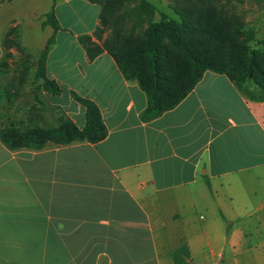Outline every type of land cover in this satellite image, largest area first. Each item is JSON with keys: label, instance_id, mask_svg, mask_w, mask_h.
<instances>
[{"label": "crops", "instance_id": "obj_1", "mask_svg": "<svg viewBox=\"0 0 264 264\" xmlns=\"http://www.w3.org/2000/svg\"><path fill=\"white\" fill-rule=\"evenodd\" d=\"M36 10H54L62 30L42 27ZM100 10L88 0H0V61L12 29L50 28L46 76L61 94L44 89V99L82 128L86 109L72 93L87 98L107 128L96 144L40 149L12 150L0 137V264L260 263L264 100L207 71L176 108L142 120L146 93L106 51L89 62L79 43L94 39ZM38 110L39 120L26 108L17 127H51L48 108Z\"/></svg>", "mask_w": 264, "mask_h": 264}, {"label": "rangeland", "instance_id": "obj_2", "mask_svg": "<svg viewBox=\"0 0 264 264\" xmlns=\"http://www.w3.org/2000/svg\"><path fill=\"white\" fill-rule=\"evenodd\" d=\"M99 1L103 10H100L102 14L100 13L99 27L103 31L97 37L93 35L92 40L97 44L107 42L111 46L121 45L123 49L145 46L147 31L153 23L160 20L162 12L168 15L175 31L188 35L203 55L219 60H229L232 57L238 74L243 72L251 56L264 69V0ZM142 2L151 4L156 12L147 14L141 11L143 9H139V5ZM47 11L49 10H36L35 13L38 16L37 13ZM27 13L28 11L25 12V19ZM183 14L186 16H182ZM44 19L35 17L40 23ZM36 21L31 20L29 29L24 33L22 29H12L3 38V56L0 61V129L18 126L16 118L24 117L26 108L30 109L32 105L37 120L42 115L38 108H42V104L48 108L51 127L59 125L63 117L71 120L62 115V111L59 113L56 105L44 99L42 80H35L38 59L44 51H49L46 41L52 35L50 28L42 29ZM186 21L190 23L185 25ZM198 24L208 26L214 32L213 37L197 32ZM167 43L169 45L168 41ZM31 87L34 95L30 93ZM261 263L264 264V260L252 264Z\"/></svg>", "mask_w": 264, "mask_h": 264}, {"label": "trees", "instance_id": "obj_3", "mask_svg": "<svg viewBox=\"0 0 264 264\" xmlns=\"http://www.w3.org/2000/svg\"><path fill=\"white\" fill-rule=\"evenodd\" d=\"M88 1L101 7L99 0ZM139 9H143L141 11L147 14L156 12L148 2H142ZM160 15V20L153 23L147 31L145 46L123 49L121 45L111 46L107 42L102 45L97 44L89 35L79 38V43L86 51L89 62H93L106 51L114 59L126 80L136 82L146 93L148 105L141 114L142 120L149 121L176 108L192 92L207 71L225 74L247 97L257 101L264 100V69L256 64L254 56L249 58L243 72L238 74L232 57L229 60L226 58L219 60L203 55L188 35L175 31L168 15L162 12ZM43 17L45 19L42 21V27L50 26L54 33L62 30L54 10ZM188 23L190 22L186 21L185 25ZM197 28H199L196 29L197 32L207 33L210 36L214 33L205 24H198ZM102 31L98 26L94 36H99ZM214 37L217 36L214 35ZM54 42L55 36L52 35L47 41L48 47ZM48 52V50L44 51L38 59L35 80H42L46 92L59 96L60 86L46 76ZM72 97L86 109L85 123L82 128L64 117L56 127L35 126L21 130L11 125L0 129L2 141L8 148L14 150L24 147L40 149L48 142L69 145L74 142L96 144L104 140L107 136V128L98 106L76 93H72Z\"/></svg>", "mask_w": 264, "mask_h": 264}]
</instances>
